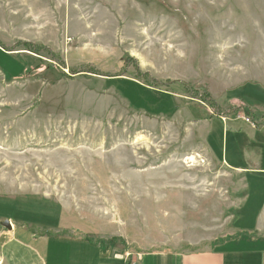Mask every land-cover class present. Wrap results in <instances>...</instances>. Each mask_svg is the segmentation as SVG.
Listing matches in <instances>:
<instances>
[{"label":"rangeland","instance_id":"rangeland-1","mask_svg":"<svg viewBox=\"0 0 264 264\" xmlns=\"http://www.w3.org/2000/svg\"><path fill=\"white\" fill-rule=\"evenodd\" d=\"M52 23L45 38L30 31L38 26L42 36L39 27ZM0 36L18 62L11 72L0 62V264H59L78 254L57 241L63 216L135 218L133 233L152 251H206L228 236L238 176L196 152L204 141L194 129L198 145L189 143L190 123L207 111L254 119L243 92L264 99V0H0ZM111 79L148 88L127 86L137 110L117 91L126 83L111 87ZM160 91L176 96L177 114H167L174 103ZM253 110L264 122V109ZM252 194L237 227L253 225L264 192ZM160 203L185 216L198 211L189 213L201 229L189 234L191 244L180 222L160 227L170 220ZM7 220L16 231L1 225ZM42 236L50 248L34 244Z\"/></svg>","mask_w":264,"mask_h":264},{"label":"crops","instance_id":"crops-1","mask_svg":"<svg viewBox=\"0 0 264 264\" xmlns=\"http://www.w3.org/2000/svg\"><path fill=\"white\" fill-rule=\"evenodd\" d=\"M18 1L21 5L22 0ZM10 6L15 5L11 4ZM19 8L21 7L19 6ZM37 27H35V30L34 28L30 29V31L37 32L36 36L41 38L43 36L44 38L46 37L45 32L49 29L53 30V28H57L53 26V23L39 27L46 29L41 36L39 35V31H37ZM12 60L14 59L7 56L6 52L0 47V62L8 61L7 66L10 72L16 71L18 68L16 65H9L11 62L14 64L18 63ZM110 85L112 87V84ZM251 85H254L252 87H256L255 89L259 88L258 84ZM143 88L148 89L144 86ZM117 91L122 98L128 101L130 107L136 109L131 105L128 98L124 97L120 90ZM162 93L166 92L163 91ZM243 93H245L243 98L252 104V107H250L252 108L251 111L253 112L254 119L249 116L252 120L251 122L240 117H236V119L229 118L228 120L219 117L210 120L192 121L190 123L189 143L193 147L198 145V142H195L197 140L191 134V131L194 133V129L197 130L200 138L204 141V143H200V147H196L195 150H199L196 152L206 154L211 160H218L225 166L229 173H232V179L234 176H238V186H240L238 193L241 195V198L234 208L235 215L229 217L228 221L234 223L229 228L230 231L226 234L228 236H222L220 239L215 238L213 248L207 249L206 251L189 250L180 252L177 247L173 248V246H165L167 249L152 251L146 244L148 240L144 235L140 237V234L133 233L132 229L134 228L135 230L138 226V224L135 225V218L131 221H124L122 218H112L111 216H101L94 213L76 222L63 216L58 221L57 241L61 242L60 244L64 242L65 245L70 247L69 249L75 248L79 252L78 254L73 253L68 256H63L55 260V262L58 261L59 264H73L79 259L78 264H264V195L261 197L260 204L256 207V212L250 211L251 214H255L253 225L249 228H243V226L237 227L238 220L245 219L243 216L246 214L245 210L252 206L251 203L255 199L252 194V189L256 192L258 188L264 192V122H258L260 121L258 118L262 115L258 116L253 110L256 106L264 109V99L256 97L253 88L249 89L248 92L244 90ZM169 94L176 101V96L173 93ZM251 100H255V102ZM217 134L219 135L218 140ZM212 137L214 141H212ZM68 163L71 164L70 160L67 162L63 161L62 164L66 166ZM30 193L34 194L33 192ZM15 196L21 195L16 194ZM57 205L63 208L64 211L65 209L71 211L70 208H74V206L65 202H58ZM161 205L164 206L163 209L165 208L164 211L163 209L161 211L164 214L167 213L165 217L170 218V220H159L160 227L161 223L165 224L172 220L176 221V223L180 222L177 231L181 236L186 237L184 238L187 240V243L191 244L192 241L189 238L193 234L192 232L201 231L197 224L192 225L190 223L192 217L189 213H193L195 209L187 210L189 213L185 216L186 212L180 210V208H176L174 211H167L166 203H160ZM195 213H198V211H195ZM183 217H187L185 219L187 221H184ZM12 224L14 226V223ZM21 226L24 225L21 224ZM24 227L22 229H25ZM9 231L11 232L12 230ZM13 231H16L15 226L13 227ZM144 231L143 229V233ZM21 233L26 234L29 231L24 230ZM47 243L50 248L51 239L44 236L38 237L37 241L34 242V244L41 246ZM170 243L172 245L174 244L172 242ZM60 246L56 245L55 248L61 249ZM120 247L121 250L118 249Z\"/></svg>","mask_w":264,"mask_h":264},{"label":"trees","instance_id":"trees-1","mask_svg":"<svg viewBox=\"0 0 264 264\" xmlns=\"http://www.w3.org/2000/svg\"><path fill=\"white\" fill-rule=\"evenodd\" d=\"M24 45L25 46H27V47H30L31 49H32V51H35L36 53H38V52H40L39 50L42 48V47H37L36 45H34V44H30V43H24ZM45 49V47L43 48V50ZM128 57V56H127ZM128 60H129V57H128ZM94 73V72H93ZM18 77H20L19 75H18ZM114 81H120V82H123L124 83V85H125V83H126V85H125V87H123V89L124 90H120L123 94H125V92L127 93V89L126 88H128L127 86H140L141 87V85H139L138 83H136V82H134V81H130V80H115V79H113V80H111V84L113 85L114 84ZM120 82H118V83H120ZM184 85V84H183ZM143 87V86H142ZM137 90V89H136ZM187 92H190V93H196V92H199V91H203V89L201 90V89H196V88H193V87H191V86H187ZM163 94H165V95H167V96H169L170 98L169 99H172V101H173V103L175 104H172V108L169 110V111H167V114H172V113H175V112H177L180 108H179V106L176 104V102L174 101V98H173V96L172 95H170L169 93L167 94V93H163ZM204 95H205V99L207 100V101H210V102H212L213 103V99H212V97H211V95L209 94V93H204ZM125 96V95H124ZM171 111V112H170ZM206 114H203V115H200L199 117H198V119L199 120H210V119H212L213 118V115L212 114H210L208 111L207 112H205Z\"/></svg>","mask_w":264,"mask_h":264},{"label":"water","instance_id":"water-1","mask_svg":"<svg viewBox=\"0 0 264 264\" xmlns=\"http://www.w3.org/2000/svg\"><path fill=\"white\" fill-rule=\"evenodd\" d=\"M1 225L5 228H7L8 230H13V226H12V223L7 220L5 222H1Z\"/></svg>","mask_w":264,"mask_h":264},{"label":"bare ground","instance_id":"bare-ground-1","mask_svg":"<svg viewBox=\"0 0 264 264\" xmlns=\"http://www.w3.org/2000/svg\"><path fill=\"white\" fill-rule=\"evenodd\" d=\"M188 160H190V161H193V160H194V158L192 157V158H190V159H188Z\"/></svg>","mask_w":264,"mask_h":264}]
</instances>
